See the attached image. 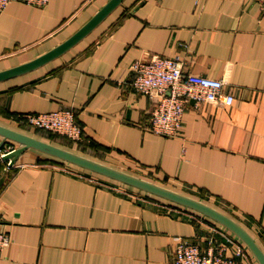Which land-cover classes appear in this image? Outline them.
<instances>
[{"label": "crops", "instance_id": "obj_1", "mask_svg": "<svg viewBox=\"0 0 264 264\" xmlns=\"http://www.w3.org/2000/svg\"><path fill=\"white\" fill-rule=\"evenodd\" d=\"M107 1L10 2L0 71L62 43ZM154 56L221 79L232 104L190 101L176 137L152 133L154 99L133 89L130 66ZM58 109L74 111L81 141L22 120ZM0 125L198 200L264 253V11L254 0H123L63 54L0 81ZM6 165L0 231L10 243L0 264H172L178 238L214 235L227 255L242 243L197 211L33 148ZM246 250L238 264H259Z\"/></svg>", "mask_w": 264, "mask_h": 264}, {"label": "built area", "instance_id": "obj_2", "mask_svg": "<svg viewBox=\"0 0 264 264\" xmlns=\"http://www.w3.org/2000/svg\"><path fill=\"white\" fill-rule=\"evenodd\" d=\"M13 1L37 7L50 0H0V12ZM264 11V0H254ZM182 62L176 57L154 56L147 61H135L130 66L131 86L139 94L152 97L147 129L162 137H176L182 127V114L190 101H207L214 104L231 105L233 96L223 93V81L183 71ZM23 122L64 136L73 142L81 141L83 130L75 121L72 109L22 115ZM14 149L11 141L0 147V157ZM6 169L7 165H6ZM215 233V232H213ZM217 233V232H216ZM6 232L0 231V252L9 245ZM232 255H227L228 246L214 235L202 239L178 238L172 255V264H238V258L246 253V247L236 242Z\"/></svg>", "mask_w": 264, "mask_h": 264}, {"label": "water", "instance_id": "obj_3", "mask_svg": "<svg viewBox=\"0 0 264 264\" xmlns=\"http://www.w3.org/2000/svg\"><path fill=\"white\" fill-rule=\"evenodd\" d=\"M122 1L123 0H108L85 24L62 43L28 62L0 71V81L30 71L63 54L85 37ZM6 141L18 143V146L12 151L0 157V165L2 163H7L8 169L12 167L18 155L25 149L33 148L39 150L61 161H65L138 190L177 203L209 217L232 232L247 247L257 262L259 264H264L263 251L243 227L230 217L198 200L0 125V147H2ZM5 174L6 171L0 176V186L4 181Z\"/></svg>", "mask_w": 264, "mask_h": 264}, {"label": "trees", "instance_id": "obj_4", "mask_svg": "<svg viewBox=\"0 0 264 264\" xmlns=\"http://www.w3.org/2000/svg\"><path fill=\"white\" fill-rule=\"evenodd\" d=\"M39 130H41V131H43V132H45V133L51 134V135H53V136H56L55 133H52V132H50V131L43 130V129H39ZM66 139H67V138H65V140H66ZM66 141L69 142V143L73 142V141H71V140H69V139H67ZM78 142H79V141H78Z\"/></svg>", "mask_w": 264, "mask_h": 264}]
</instances>
